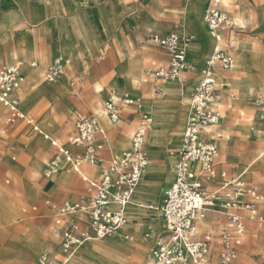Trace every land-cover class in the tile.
<instances>
[{"label":"rangeland","instance_id":"rangeland-1","mask_svg":"<svg viewBox=\"0 0 264 264\" xmlns=\"http://www.w3.org/2000/svg\"><path fill=\"white\" fill-rule=\"evenodd\" d=\"M12 1L0 0V18L9 19L11 14L14 13L19 21L23 19L18 11L21 10L25 18L33 13L38 22L40 20L41 23L45 21L50 23L51 21L57 22V16L65 13L67 20L73 24L75 40L73 44L62 43L60 54L64 57L66 69L61 80L55 83L47 80V72L52 67L56 54L49 68L29 82L25 78L27 83H22L23 90H17L16 92L22 103V112L27 117L33 116L36 124L41 127L43 134L33 138L32 128L25 120L17 121L6 134L0 132V201L5 202L13 210V217L9 218L10 222L0 226V264H36L38 255L42 252H49L57 260L66 261L67 258L61 249L65 227L56 224L58 207L70 195H77L78 197L86 195L87 184L81 180V177L77 176L78 172H73L74 169L66 161L64 162L63 173L66 174L70 171L76 176L60 184H56L55 180H61L64 174L47 179L43 174V169L56 157L63 158L58 147L64 148L73 154L84 151V149L77 148L71 143V139L77 135L76 118L78 115H93L98 118L94 110L86 104L90 93L94 92L98 97L99 107L105 110V102L109 93L112 92L110 86H116V92L123 90L120 86L121 83L116 79L120 78L128 81L123 75V71L126 70L125 63L129 57L141 62L142 79L139 73L140 81L138 86L135 87L132 86L129 80V88L127 89L129 91L126 92L140 99L142 109L134 111L135 106H127L120 101L121 121L117 126H113L115 133H110L113 130H110L107 121L98 118L104 124L107 135L104 138L105 145L102 150L105 160L97 166H103L104 176V171H107L112 161V155L115 152L130 148L131 142L128 148H125L120 141L118 142L119 137L122 138L124 135L130 134L132 141L143 115H151L156 123L151 132L150 140V132L148 134L149 151L155 160L152 165L161 168L166 166V161L163 158L165 149L174 151V153H171L172 156L169 158V162L172 164L173 161L175 164L178 158L177 152L180 150V135L182 134V128L175 127V121H178L177 125L183 126L185 124L187 119L186 99L188 95L196 91L200 74L197 75V80H195L192 87L186 90L185 94H183V88L192 81L191 79L185 83H178L173 80L147 81L145 75L147 67L155 61H168L169 56L163 54L165 50L161 46L150 42V36L153 34L176 33L183 37L192 36L197 38L194 32H187V27L192 28L190 20L185 19L188 18L189 14L185 18L183 16L189 11L192 16H196V21L200 24L202 13L208 7L202 5L201 10L194 12L189 9V6L183 7L193 3L194 0H129L128 6L130 8H120V14L133 12L134 17L131 13L127 14L120 19L115 27H111L113 14L110 16L107 25L103 21L98 22L96 17H92L91 23H96L97 28L103 32V35L105 34V45L99 51V58L95 61V65L105 62L100 58L108 57V46L112 44L113 39L121 31H125L130 40L127 38L120 39L131 48L121 47L120 52L115 50L113 54V60L116 62L114 72L112 73L110 68H107L104 74H101L97 69L95 72L94 68L89 70V64L85 58L80 60L79 54H77L79 36H77L76 24L81 22V14L85 8L90 11L94 10L96 4L92 0H46L47 5L43 7L44 9L37 4L38 0ZM104 2L109 9L108 0H104ZM143 2L146 5L144 14L141 13L142 10L132 8L139 7ZM222 3L227 6L226 11L233 22L232 27L225 31V46L228 52H235L234 64L237 66L230 73L233 85H231V88L236 94V98L230 99L228 95L223 93V101L219 103V108L227 113L228 117L224 122V126L230 122L226 134H232L230 141H221L219 167L227 170L230 175H243L249 187L255 188L261 195H264V134L262 133L264 132V122L257 121L252 115L253 109L259 108L256 99L260 101L262 96L264 98V0H222ZM7 25L0 20V48L2 39L4 43L6 36L13 28ZM52 29H55V27ZM46 36L48 39L53 40L55 34L50 30ZM68 38L69 35L66 34L65 39ZM64 44L70 45L69 51H62ZM59 47L60 44L57 43L56 49ZM129 50L130 54H128ZM207 57L208 54L205 58ZM7 58L9 63L12 62L9 56ZM33 61L38 63V60ZM17 62L19 65L23 63L20 58ZM7 63L1 62L0 69ZM79 64L83 65V70L78 68ZM32 66H35V64H32ZM123 83L126 84V81H123ZM42 84L50 86V94L45 93L42 88L36 89ZM96 84H105V86L110 84V86H107V92L106 87L103 92H98L96 91ZM167 86L177 88L168 89ZM157 88L162 89V92L157 93L155 91ZM136 91L140 94L142 91L144 96L149 94L155 99L150 101V97H141L142 94L140 96ZM99 94L103 95L99 96ZM45 98L47 100L44 103L43 99ZM237 99L239 100L237 101ZM68 103H71V105H68ZM153 105L163 106L164 109L160 111V114H156L153 111ZM229 105L232 107H229ZM0 106V115L5 116L7 110L1 104ZM144 112L145 114H143ZM238 112H245V117L241 118ZM255 112L257 114L259 111L255 110ZM131 114L134 115L128 118ZM161 124L164 126H162L163 128H159ZM251 127H255V131H251ZM18 129H21V135H15ZM173 134L179 135V137H175ZM45 136L49 139H46ZM29 142L31 151L37 146L43 145L41 151L30 154L27 147ZM53 142H56L57 146ZM150 145L157 147L156 150L153 151ZM13 157L16 160H13ZM168 169V172L160 177L164 178V176L168 177L170 175L169 177L174 182L173 166ZM95 172L97 177L89 176V178L101 180L103 176H99V171L95 170ZM146 179L147 176L144 182ZM144 182L136 190V198L131 207L132 219L144 214L137 220V224H133L134 239L130 241L121 237H112L106 240L93 238L67 264H79L81 261L84 264H90L91 262L94 264H147L151 252L155 251L168 235L161 227L160 221L164 225L162 219L155 217L156 220L152 222L150 212L145 207L147 203L153 202L154 199L155 201L161 200L162 187L170 184L165 179H159L160 184L162 183L163 186L157 188L155 186L159 182H154L153 186ZM147 188L155 191V194L141 192ZM34 206L38 207L36 211H33ZM261 211L264 213V204L261 206ZM204 223L203 231L211 232L214 236L218 250L216 254L214 253L213 263L217 264L221 249V235L226 224V218L213 212L207 215ZM263 235V230L254 225L245 238L238 257L232 264H264ZM30 236L35 238L38 246L34 254L27 255L23 252V248L27 243H30L28 239ZM143 241L147 244L144 249L136 246L135 249L140 255L134 262L126 263L120 259L109 260L95 251L96 245L105 248V245L116 247L121 244L133 245ZM122 255L121 259L126 261H129L132 257L130 252Z\"/></svg>","mask_w":264,"mask_h":264},{"label":"built area","instance_id":"built-area-1","mask_svg":"<svg viewBox=\"0 0 264 264\" xmlns=\"http://www.w3.org/2000/svg\"><path fill=\"white\" fill-rule=\"evenodd\" d=\"M203 24L215 41V47L202 71V80L189 99V117L175 165L174 182L164 190L161 205L147 206L162 219L168 235L151 252L147 264H214V253L218 250L214 236L202 229L207 215L213 212L226 218L217 264L233 263L254 225L264 232V213L261 211L264 196L249 187L243 175H230L219 170V141L224 137L222 134L211 136L208 131L224 119L219 108L217 70H230L235 62V56L223 48L224 32L232 27L233 22L222 0L210 1ZM150 40L161 46L170 58L168 64L153 63L146 76L156 80H182L191 69L189 42L192 39L171 33L153 35ZM64 73L65 63L59 57L47 72V80L58 82ZM21 83L20 65L0 69V103L9 110L8 117L0 120V132L6 134L17 121L25 120L35 135L43 134L34 119L25 116L20 109L21 100L16 92ZM120 101L127 106L140 103L139 99L117 100L111 96L105 102V111L113 125L121 120ZM153 125V118L143 115L133 135L131 149L112 159L101 180L88 181L86 195L78 200H67L58 207L56 224L65 227L61 249L67 259L57 260L49 252H42L37 264H67L91 237L97 240L117 236L133 239L129 233L128 207L151 162L148 134ZM76 129L77 135L71 143L84 151L73 154L58 147L64 160L58 156L47 164L43 171L45 178L50 179L62 172L65 161L76 172L85 164L97 166L104 162V145L99 138H105L106 132L100 120L95 116L78 115ZM53 144L57 146L56 142Z\"/></svg>","mask_w":264,"mask_h":264},{"label":"crops","instance_id":"crops-1","mask_svg":"<svg viewBox=\"0 0 264 264\" xmlns=\"http://www.w3.org/2000/svg\"><path fill=\"white\" fill-rule=\"evenodd\" d=\"M92 1L96 4V6L94 7V10L90 11V10H88V8H85L83 10V13L81 14V18H82L81 22L76 24V29L79 32V35H81L82 37L86 38L88 40V42H89V45H90V53L91 54L87 55L85 60L89 64V70L91 68H94V72L97 69V70H99V72L101 74H104L105 70L107 68H110V71H112V73H113L115 68H116V62H114V60H113V54L115 52V45H117L119 39L127 38L129 40V38L126 35L125 31H121L113 39L112 44L110 46H108V49H107L108 57L100 58V60H105V62L103 64L95 65V61L99 58V51L105 45V38H104L105 34L103 35V32H101L97 28V24L96 23H94V24L91 23L92 17H96L98 22L103 21L107 25L108 20L110 19V16L113 14L114 18H113L111 27H113V26L115 27V26L118 25V22L120 21V19H122L124 16H126L129 13H131V15L133 16L134 13L133 12H124L123 14H120V8H122V7L130 8L128 6L129 0H108L109 5H110L109 9L107 8L106 3L104 2V0H92ZM37 4L39 5V7L44 9L43 7H46L47 1L46 0H40L39 2H37ZM209 4H210V0H194L193 3L187 4V5L183 6V7L189 6V9L195 12L197 10H201L202 5H205L206 8H207L209 6ZM33 5H34V3H33ZM132 8L138 9V10H142L141 13L144 14V10L146 9V5H145V2H143V4H141L139 7L135 6V7H132ZM226 10H227V6H226ZM18 11H19V13L21 14V16L23 18V19H21L19 21L17 20V16H15L14 13L11 14V17L9 19H4V17L0 18L2 23L8 24V26L13 27L11 29V32L6 36V38H5L6 41L4 43H3V39H2L0 53L2 51H5L6 54H0V63L1 62L7 63L8 62L7 56H9V58L12 60V62H10V63L8 62L4 66L19 65L17 60H16V58H14V55L12 54L13 51L18 52L19 54H17V55L19 56V58L23 62L22 65H20V66H22V71L24 72L25 78H27V82H29L32 79H34L36 76H38L39 74H42L44 70L49 68V66L52 63L53 57L56 54H57V56L54 58L53 63L59 57H62L64 59V57L61 56V54H60L62 43L68 42L70 44H73V42L75 40L74 39L75 38L74 37L75 34H74L73 24H71L67 20V16H65V13L62 14L61 16H57L58 17L57 22L51 21L50 23H48L49 21H45V22L41 23L40 20L38 22L37 17L33 13L30 16L25 18V16L22 14V11L21 10H18ZM205 12H206V10H204L203 13H202L200 24L196 21V16H192V14L189 11L186 12V14L183 16V18H185L189 14L188 18H185V19L190 20V24H191L192 28L189 29V27H187L186 28L187 32H189V31L194 32L195 36H197V38L196 37H192V36H184V37H188V38L192 39V41L189 42V61H190V64H191V69H190V71H188L184 75L182 80L177 81V82L178 83H185L189 79H191L192 81L189 84L185 85V88H183V94H185V92H187L186 90H188L189 87H192V85L195 82V80H197V75L200 74V78H199V81H198L196 89L198 88V86H199V84H200V82L202 80V71H203V69H204V67L206 65V61L208 60L210 54L213 52L214 47H215V41L211 37L207 27L203 24V16H204ZM33 25H35V26H33ZM53 27H55V29H52ZM50 30H52V32L55 34V37L53 38V40L48 39L47 36H46L47 33H49ZM66 34L69 35L68 39H65ZM169 34H171V33H168V34H153V35L167 36ZM153 35H151V36H153ZM151 36H150V38H151ZM225 38H226V36H225V32H224L223 48L225 49V51H227L226 50V46H225ZM150 42H151V40H150ZM57 43L60 44V47L58 49H56V44ZM151 43H153V42H151ZM130 45H131V43H130ZM130 50H129L128 54H130ZM118 52H120V50H118ZM229 53L233 54L235 56V59H236L235 52H231L230 51ZM77 54H80L79 48H77ZM163 54H167L168 55V53L166 51L163 52ZM207 54H208V57L205 58V56ZM33 60H38V63L34 62ZM168 62H169V56H168V61L161 60V61H155L154 63L168 64ZM32 64H35V66H32ZM125 64H126L125 68L129 72L131 78H136L138 76V74L140 73L141 79H142V74H141V68H142L141 66H142V64H141L140 61L134 60V59L129 57ZM151 65L152 64H150L147 67V69ZM65 66H66V63H65ZM236 66H237L236 64H233V67L230 70H226V71L225 70H221V69L217 70L218 83H219L220 103H221V101H223V98H222V94L223 93L228 95V98H230V99H235L236 98V94L234 93L233 89L231 88L232 83H231V76H230L231 71ZM78 68L80 70H83L84 67H83V65L79 64ZM102 68H105V69L103 70ZM65 69H66V67H65ZM147 69L145 70V75H146ZM151 80L157 81L156 79L147 77V81H151ZM116 81H119L121 83L120 86H121V89H123V90H118L119 92H116V90H117L116 87L115 86H110L112 92L109 93L107 100H109L111 96L122 94V93H127L126 91H129V90H127L129 88L127 80L117 78ZM123 81H126V84H124ZM27 82H24V84L27 83ZM108 85H110V84L106 85V92H107V86ZM39 88H42L45 91V93H47V94L51 93L50 86H48V85L42 84L39 87H37L36 89H39ZM167 88L168 89H170V88L174 89V88H177V87H175V86H167ZM19 90L22 91L23 90L22 87ZM155 91L157 93L158 92L160 93V92H162V89L157 88V89H155ZM137 93H139V92H137ZM141 94H142V96H141ZM141 94L139 93V95L141 97H150V101L155 99L154 97H152L149 94L144 96L142 91H141ZM102 95L103 94H99V96H102ZM192 95H193V93L191 95H188L187 99H186L187 119H186L185 124L182 126V134L180 135V149L182 147V135H183L184 127H185V125H186V123L188 121V117H189L188 103H189V99H190V97ZM133 97L135 99H139L137 96L133 95ZM19 99H20V97H19ZM46 100H47V98L43 99L44 103H45ZM238 100L239 99H237V101ZM241 102H243V101H241ZM256 104H258L257 106L259 108L258 109H253L254 110V111H252L253 112L252 113L253 118H255L257 121L264 122V98H263V96H262V100H260V101L256 99ZM68 105H71V103H68ZM21 106H22V103H21ZM229 107H232V106L229 105ZM5 109L7 110V114L5 116L0 115V120H5L8 117V115H9V110L7 108H5ZM20 109H21V107H20ZM135 110H136V108L134 109V111ZM255 110H258L259 112H257V114H256ZM0 111H1V106H0ZM21 111H22V109H21ZM221 112H222V114L224 116L223 121L219 125L212 126V127H210L208 129V131L211 132V136H216L217 135V131L219 132L218 134H222L223 135L224 138L220 139V141H219V146L220 147H221V143H222L221 141H227V142L230 141L231 140V135H232L231 133L226 134L227 131H228L227 130V126H228V124L230 122H228V124L224 126V122H225L226 118H228V117H227V113H224L222 110H221ZM238 113H239V116L241 118L245 117V112H238ZM143 114H145V112ZM133 115L134 114L129 115L128 118H130ZM88 116H93V115H88ZM28 117H31L32 119H34L33 116H31V115L28 116ZM105 117H106V120L109 122V124L111 126L110 130H113L110 133H112V132L115 133L114 132L115 129H114L113 126H117L120 122L118 124H116V125L111 124L110 121L108 120L106 112H105ZM150 117H151V115H150ZM34 121H35V119H34ZM155 124L156 123H155V120H154V125L150 129L149 140L151 138V132H152ZM12 127H10L9 130ZM31 128H32V126H31ZM40 129H41V127H40ZM41 131H42V129H41ZM251 131H255V127H251ZM21 133H22L21 129H18L15 132V135H21ZM42 133H43V131H42ZM32 134H33V138H37L39 135H42V134L35 135L34 132H33V129H32ZM120 138H121V136L119 137L118 142L120 141ZM99 141L103 145H105L104 138H99ZM131 143H132V141H131ZM150 144H151V141H150ZM27 147H28L29 153L33 154V153H38L39 151H41L43 145L37 146L36 148L33 149V151H31L30 142L28 143ZM156 148L157 147L151 146V149L153 151H155ZM128 149H125V150H128ZM148 149H149V144H148ZM125 150L115 152L114 155H112V159L116 155H119V154L123 153V151H125ZM179 151L177 152V157L179 155ZM149 153H150V151H149ZM171 153H174V151L173 150L170 151V150L165 149L164 154H163V158L166 161V166L164 168L163 167L161 168V167L153 166L152 162L155 161V160H154V158H152V156L150 154L151 162H150V165H149V167H148V169L146 170V173H145V177L147 176V179L144 182V180H145V177H144L142 183L143 182L144 183H149L150 186H153L154 182H159L158 179L160 178V176L163 175L164 173L168 172V170H169L168 168L172 166V164L169 162V158L172 156ZM102 157L105 160V155L102 154ZM13 160H16V158L13 157ZM177 161H178V158H177ZM177 161H176V163H177ZM176 163L173 165L174 179H175V165H176ZM86 165L87 166H91V167L87 168V170L90 173L92 172V168H93V169L99 171V176H101V177L103 176V171H102V167L103 166H93V165H88V164H86ZM45 168H46V166H45ZM45 168L43 169V171L45 170ZM82 168H83V166H82ZM218 168L221 171L228 172L227 170L219 167V159H218ZM63 172L64 171L60 172L58 174V176L60 174H64ZM104 172H106V170ZM58 176L56 175L55 177H58ZM73 177L74 176L61 178V180H59L56 184H58V183L60 184L63 181L70 180ZM81 180L84 183L87 184V189L85 190L86 193L88 192V187H89L88 181H98L97 179H93V178L85 179L83 177H81ZM141 184H140V186H141ZM161 184L159 182V184H157L155 187L160 188V187L163 186V184L162 185ZM172 184H173V182H172ZM172 184H170V185H168L166 187H162V192H163L162 199L161 200H157V201H153V202L150 201L149 203L146 204L145 209H147L148 205H161V203L163 202V199H164V190L167 189V187L171 186ZM79 198L80 197H78L77 195H70L69 197L66 198V200L64 202H66L67 200H78ZM135 198H136V195L134 196V199ZM159 202H160V204H159ZM35 208H38V207L34 206L33 207V211L37 210V209L35 210ZM149 212H150V217L152 219L151 220L152 222L156 220L155 217L159 218L157 215H154L150 210H149ZM142 216H144V214ZM142 216L135 217L134 219L131 218L132 214H130V216H129L130 220H131V225L129 227V233L133 236V239H134L133 224L134 225L137 224V222H138L137 220L140 217H142ZM160 223H161V227H162L163 231L166 233L165 226L163 225V223L161 221H160ZM203 226H204V224H202V229H204ZM117 237L124 238L123 236H117ZM111 245H114V244H111ZM136 246H138V245H136V244H133V245L121 244V245H117L116 247H110L109 245H105V248L101 249L98 254L103 256V257H107L109 260L110 259H117V260L120 259L122 262H126V263L127 262H131V261L134 262L137 259V257H139V255H140V253H138L136 251V249H135ZM127 252H130V254L132 255V257H131V259L129 261L128 260L126 261L125 259H121V256H123L122 254L123 253H127ZM39 255H38V257H39ZM148 259H149V257H148ZM81 263L84 264L83 261H81ZM36 264H37V260H36ZM90 264H94V263L91 262Z\"/></svg>","mask_w":264,"mask_h":264},{"label":"bare ground","instance_id":"bare-ground-1","mask_svg":"<svg viewBox=\"0 0 264 264\" xmlns=\"http://www.w3.org/2000/svg\"><path fill=\"white\" fill-rule=\"evenodd\" d=\"M40 1V0H38ZM22 4V3H20ZM25 11V10H24ZM182 14V13H181ZM8 26V25H7ZM2 29V28H1ZM78 32V31H77ZM79 36V51H80V54H79V58L80 60L83 59V58H86L87 55L91 54L90 53V45H89V42L86 38L82 37L81 35H79V32H78V35ZM77 43V42H76ZM126 42H122V40L119 39L117 45H115V50H120L121 47H128L127 45H125ZM69 48H70V45L68 44H64L63 48H62V51L63 52H66V51H69ZM130 48V47H128ZM1 54H6V52H2ZM12 54L14 55V58H16V60L18 61L19 60V56L17 55L18 52L16 51H13ZM74 55V54H73ZM40 57V56H39ZM72 58V57H71ZM64 60V59H63ZM75 60V59H74ZM64 63H65V60H64ZM81 63V62H80ZM82 64V63H81ZM89 66V65H88ZM233 67V66H232ZM138 74V73H137ZM21 75H22V83L25 82V76H24V73L22 71V66H21ZM123 75L128 79V81L130 80L131 84L133 87H135L136 85L138 86V82L140 81V77L139 75L136 77V78H131L129 72L127 70H124L123 71ZM22 83L20 84V87L18 88V90L22 87ZM105 84L107 83L106 81L104 82ZM105 84H96L97 87H96V91L98 92H103L104 89H105ZM112 84V83H111ZM129 84V83H128ZM130 84V85H131ZM110 86V85H109ZM116 87V86H115ZM114 98L117 99V100H121V99H135L133 96H131L129 93H122V94H118V95H114ZM86 104L87 106H89L90 108H92L94 110V112L96 113L97 117L98 118H101L105 121L106 120V117H105V110L101 109L99 107V102H98V97L94 94V92L90 93L89 95V98L87 99L86 101ZM136 107V110H141L142 109V105H141V102L139 103L138 106H135ZM164 107L163 106H156V105H153V111L156 113V114H160V111L163 110ZM107 115V113H106ZM149 116V115H147ZM108 117V116H107ZM150 117V116H149ZM263 118V117H262ZM109 120V119H108ZM102 122V121H101ZM108 122V121H107ZM109 123V122H108ZM178 121H175V127H181V125H177ZM103 125V128L107 134V130L104 126V124L102 123ZM110 125V124H109ZM163 125L161 124V126L159 128H163L162 127ZM216 126V125H215ZM111 128V126H109ZM177 133V132H176ZM219 132L217 131V134ZM264 134V132H262ZM175 137H179V135H176V134H173ZM131 142V137H130V134H126L124 135L121 139H120V143H122L124 145L125 148H128L129 144ZM131 146H132V143H131ZM33 147V146H32ZM131 149V147L128 149V150H125L123 152H127ZM171 160V159H170ZM174 165L173 161H172V166ZM90 166H84L83 169H80L77 173V176L79 177H83L85 179H88L89 176H92V177H97V173L95 172V170L92 169V172L90 173L87 168H89ZM148 169V168H147ZM73 172H75V170H73ZM76 173V172H75ZM59 173L53 175L52 177L54 176H58ZM69 176H76L74 173L72 172H67L66 174H64L62 176V178L64 177H69ZM170 176V175H169ZM160 177L159 179H165L166 182H168V184H171L173 182V179H171V177ZM51 177V178H52ZM158 179V181H159ZM55 182L57 183L58 181L55 180ZM170 187V186H169ZM168 187V188H169ZM143 193H147V194H151V195H154L155 194V191L151 190L150 188H147V189H143V191H141ZM136 193V192H135ZM155 201V199H154ZM136 202V201H135ZM134 204V199L132 200L131 202V205H129L128 207V214L130 216L131 214V207L133 206ZM136 205V204H135ZM13 210L3 201H0V226H3L5 225L7 222H10L9 221V218L10 217H13ZM205 224V223H204ZM166 229V228H165ZM167 232V230H166ZM94 237H91V239H93ZM30 243H27L24 248H23V252L27 255H31V254H34L35 252V249L37 248L38 246V243L37 241L35 240V238H32L31 236L28 238ZM90 239V240H91ZM95 239V238H94ZM147 242L143 241V242H139L138 245L140 248H145ZM103 249L102 247H100V245H96L95 246V251L97 253L100 252V250ZM79 264H82L81 262H79ZM87 264V263H85Z\"/></svg>","mask_w":264,"mask_h":264}]
</instances>
